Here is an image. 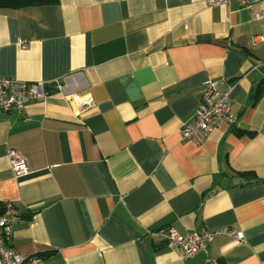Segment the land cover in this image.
Here are the masks:
<instances>
[{"label":"crops","instance_id":"0c3cea01","mask_svg":"<svg viewBox=\"0 0 264 264\" xmlns=\"http://www.w3.org/2000/svg\"><path fill=\"white\" fill-rule=\"evenodd\" d=\"M263 10L208 0L0 10V77L50 92L23 115L0 111V210L19 218L15 252L44 264H264ZM57 80L93 105L79 110ZM209 81L232 88L239 120L197 146L181 130ZM11 151L27 175L15 176ZM234 226L244 242L222 235L187 260L152 235Z\"/></svg>","mask_w":264,"mask_h":264},{"label":"built area","instance_id":"2783aa9c","mask_svg":"<svg viewBox=\"0 0 264 264\" xmlns=\"http://www.w3.org/2000/svg\"><path fill=\"white\" fill-rule=\"evenodd\" d=\"M261 3H264V0H208L210 8L237 5L242 10H251ZM257 19L264 21V10L257 14ZM20 43L23 47L27 46L23 41ZM55 87L57 91L65 95L69 102H74L73 104H76L79 110L93 105L90 96L81 99L76 98L75 94H68L61 81H55ZM231 92L232 88H229L227 92L222 93L218 82L209 81L206 83L203 97L193 120L186 123L181 130L182 140L191 141L197 146H201L221 124L236 127L239 119L230 106ZM49 95L50 92L46 89V83L43 81L27 82L16 78L0 77V111L4 113L16 112L23 115L28 105L44 102ZM9 158L17 178L28 174V163L22 156L16 151H11ZM18 221L19 218L14 215H0V264H44L41 256L26 257L15 252L11 240L13 224ZM152 235L157 244L178 252L183 260L200 253H206L208 244L222 235L238 242L245 240L244 232L235 226L217 231L203 230L188 235H180L172 228H163L153 232Z\"/></svg>","mask_w":264,"mask_h":264},{"label":"trees","instance_id":"16d2710c","mask_svg":"<svg viewBox=\"0 0 264 264\" xmlns=\"http://www.w3.org/2000/svg\"><path fill=\"white\" fill-rule=\"evenodd\" d=\"M59 0H0V10L3 9H12V10H18L22 8H27L31 6H41V5H50V4H57ZM264 91V81L259 86L258 89V95L256 98H259ZM241 134V133H239ZM243 177L246 176H253L254 180H256L255 173L251 172H244L242 173ZM8 211L7 208H2L0 210V215L7 214Z\"/></svg>","mask_w":264,"mask_h":264}]
</instances>
